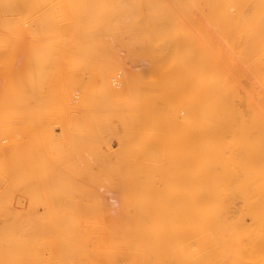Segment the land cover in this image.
<instances>
[{
	"label": "bare ground",
	"instance_id": "obj_1",
	"mask_svg": "<svg viewBox=\"0 0 264 264\" xmlns=\"http://www.w3.org/2000/svg\"><path fill=\"white\" fill-rule=\"evenodd\" d=\"M102 1L105 10L118 15V19L127 12L126 7L135 10L137 5H143L147 11L146 29L149 34L154 30V35L163 40L151 42L152 48L145 55L124 57L127 60L117 62L116 71L112 70L113 62L105 61L120 57L86 59L107 63L104 73L98 69L104 76L107 70L113 71V76L105 77L102 82L101 89L108 95L118 84L114 82L116 72L120 73L122 82L118 80L119 91L116 88L115 93L123 96L122 100L129 96V103H134L135 98L134 104L119 100L120 115H117L119 108L116 111L117 107L108 100L113 98L112 94L110 98L100 97L98 103L103 105L98 106H104L103 110L111 103L108 104L110 112L104 110L106 115H100L103 110L99 111V107L92 104L94 101L90 102L95 92L90 87L92 98L88 94L90 90L84 96L89 95L88 104L100 113L95 111L87 118L91 111L83 112L86 108L79 107L83 102L72 104L75 111L82 108L79 113L87 118L85 130L78 117L80 114L73 113V137L81 138L77 149L86 154L88 148L92 151L97 148L98 151L92 153L93 161L103 169L94 177L110 188L106 191L110 196L105 201L99 196L110 217L103 220L107 226L103 235L106 245L99 264H104V260L111 264H264V0H227L226 50L197 49L179 36L184 23L198 27L193 8L197 5L203 12L206 0ZM46 2H41L35 25L22 30L18 37L41 43L48 39L61 41L62 28L57 26L53 7L45 6ZM31 18L30 15L27 19ZM29 50L28 47L27 54L25 51L22 56L29 55ZM19 58L21 62L23 57ZM130 58H137L143 65H133ZM125 63H133L131 74L136 73L137 66L141 72L146 68L163 71L166 66L178 69L177 72L171 70L173 74L178 73L180 82L178 110L166 104L174 98L168 102L171 93L168 84L167 87L160 83L145 88L143 79L139 84L132 75L130 77ZM83 64L85 62H81ZM90 65L83 68L91 69ZM102 74H98L100 79ZM154 74L156 76V72ZM173 74H170L171 79ZM150 77L146 78L152 81L153 76ZM113 82L117 83L114 87ZM95 84L98 87L100 83ZM170 88L171 91L173 87ZM131 93L134 94L132 99ZM118 95L114 98L116 101ZM141 106L147 112L139 122L136 118L142 119L137 112ZM107 113L111 117L120 116L122 130L112 127ZM103 131H112L121 137L111 168L106 166L110 159L101 151L106 145L112 154L109 143L100 140ZM129 134L132 135L130 143L125 138ZM24 140H10L2 152L11 155ZM112 169L121 177L116 192L118 198L114 197L110 185ZM128 191L131 196L147 191V198L134 200L132 210H128L127 200L121 195ZM157 193L163 195L162 198Z\"/></svg>",
	"mask_w": 264,
	"mask_h": 264
},
{
	"label": "rangeland",
	"instance_id": "obj_2",
	"mask_svg": "<svg viewBox=\"0 0 264 264\" xmlns=\"http://www.w3.org/2000/svg\"><path fill=\"white\" fill-rule=\"evenodd\" d=\"M41 2L42 0H0V264H99L104 257L106 245L103 235L107 226L103 220L110 219L99 196L105 201L110 196L106 193L110 188L107 187L108 184L100 182V178L94 177L103 169L93 161L95 157H92V153L98 151L97 148L93 151L88 148L86 154L77 149L81 138L73 137V113L77 116L79 109L86 108L83 112L91 111L87 115L89 118L93 112L100 108L103 110L104 106L99 107L103 104L98 103L101 102L100 97L110 98L111 94L114 96L108 100L118 111L122 100L120 98L123 96L119 97L120 94L115 93L117 89L119 91L117 86L122 82L120 73L117 71L116 80L114 79L119 85L115 83L116 86L113 82L115 87L108 95L101 89L102 82L105 77L113 76V71L109 73L107 70L108 73L104 76L100 71L108 69L107 63L100 64L98 59H95L98 63L93 59H86L120 57L103 60L109 64L113 62L114 68L110 67L116 71L117 62L119 64L127 60L124 57L147 54L152 48L151 42L163 40V37L155 36L154 30L149 34L146 29L147 11L143 5H137L135 10L126 7L127 12L118 19V15L114 16L105 10L102 0H47L45 6L53 7L57 26L62 28L61 41L48 39L41 43L36 39L18 37L22 30L31 28L35 23L37 12L42 7ZM197 7L195 5L193 9L198 27L194 28L190 22L184 23L179 29V36L197 49L218 47L226 50L227 0H206L203 12ZM30 15L32 18L28 20ZM44 46H47L46 50L43 49ZM28 47L29 55L22 56L25 51L27 54ZM19 57L24 60L20 62ZM132 59L128 61L131 62ZM81 62H85L83 66H93L90 65L91 69L83 68ZM132 62L135 64L125 63L130 77L133 76L139 84L143 81L145 88L160 83L165 86L168 84L169 92L172 93L168 94V102L174 98L166 104L171 106L168 108L178 110L180 82L178 73H175L178 69L166 66L163 68L164 72L162 69L160 72L144 68V73L137 66L134 69L136 73L131 74V64L138 65L139 60L135 58ZM96 67L97 70L94 69ZM171 70L175 71L174 74ZM168 73L175 75L174 78L172 75L171 79ZM98 74L103 75L101 79ZM150 75L153 76L152 81L146 78ZM95 83L100 84L96 87ZM173 83L177 85L174 87ZM170 87H173L171 91ZM87 90L91 92L88 93ZM85 93H92L94 98L90 102L94 101L92 104L99 109L88 104L89 95L84 96ZM117 95L119 102L114 99ZM128 98L125 97L122 101L128 102ZM132 100L135 103V98ZM74 102H83L79 105L83 107L77 112L72 109ZM108 104L107 108L110 107ZM113 107L112 114L116 112ZM107 108L104 110L110 112ZM120 108L117 115L121 113ZM104 110L100 115L106 113ZM99 111L97 112L100 113ZM137 112L142 119H136L141 122L147 111L141 106ZM81 114L78 116L80 123L83 128H87L86 115ZM116 117L109 115L106 118H110L112 127L115 126L116 129L118 126L117 131H120V116L119 120ZM111 132L103 131L99 135L100 140L105 141L104 144L109 143L112 147V154L106 145L101 147L104 156L110 159L106 162L109 168L116 160L114 151L119 148L121 140L118 133ZM20 138H25L24 144L14 153L8 155L2 152L3 146L9 145L10 140L19 141ZM125 138L130 143L132 135ZM120 178L113 169L110 170V185L115 198H118L116 192L121 183ZM141 192V195L136 193L134 196L128 194L129 191L121 194L127 200L125 204L128 210H132L134 200L147 198V191ZM157 195L161 198L163 196ZM104 264L111 263L104 260Z\"/></svg>",
	"mask_w": 264,
	"mask_h": 264
}]
</instances>
